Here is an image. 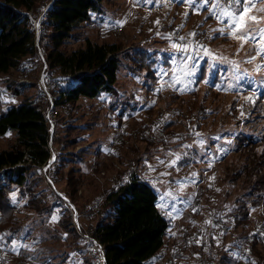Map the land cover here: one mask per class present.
<instances>
[{
	"label": "rangeland",
	"instance_id": "374dc122",
	"mask_svg": "<svg viewBox=\"0 0 264 264\" xmlns=\"http://www.w3.org/2000/svg\"><path fill=\"white\" fill-rule=\"evenodd\" d=\"M51 1L37 0L33 11L24 10L31 24ZM262 7L264 0H257L251 14L264 16L257 10ZM220 27L207 7L193 12L183 0H104L101 10L79 26L64 45L69 51L86 38L119 46L117 90L81 98L57 117L51 168L62 155L75 154L67 167L74 165L82 174L78 198L71 201L64 181L55 185L51 168L47 174L64 198L41 169V177L29 170L27 185L33 191L14 185L10 193L19 225L14 235L25 239L12 240L17 246L13 250L12 244V251L21 248L51 264H92L78 229L88 231L108 219L112 209L103 205L105 195L136 173L158 193L157 204L170 221L164 246L146 264H252L245 253L252 243L264 251V190L256 176L247 175L244 147L249 140L260 143L258 153L264 156V69L255 72L264 56L251 41L241 49L236 39L212 31ZM141 50L147 51V60L136 59ZM250 57L256 59L248 63ZM47 64L45 81L54 94L72 81L71 74ZM44 66L32 54L9 72L0 71V111L24 100L43 106ZM14 142V132L0 134V150ZM259 172H264V160ZM32 199L38 200L36 207ZM0 234V256L14 263L27 259L6 252V234Z\"/></svg>",
	"mask_w": 264,
	"mask_h": 264
},
{
	"label": "trees",
	"instance_id": "16d2710c",
	"mask_svg": "<svg viewBox=\"0 0 264 264\" xmlns=\"http://www.w3.org/2000/svg\"><path fill=\"white\" fill-rule=\"evenodd\" d=\"M36 1L0 0V71L2 73L9 72L22 59L34 54L31 21L25 11L30 10ZM103 1L54 0L49 10V19L45 27L47 61L52 69L61 70L66 75L71 74L68 79L72 80L60 87L65 93L66 101L60 100L59 104L69 102L72 105L81 98L93 99L103 94L116 93L120 68L118 56L120 48L117 44L99 43L86 38L81 47L71 51L64 47L75 35L79 26L90 20L93 13L101 10ZM136 53L138 55L136 59H148L147 51L141 50ZM204 73L205 65L202 67V74ZM38 107L37 102L24 100L18 105L0 111V134L5 135L12 131L15 135L14 144L0 150V169L16 164L27 154L32 158L31 165L16 169L18 173L16 180L10 179L7 184L0 183V230L6 234L2 246L6 252L18 253L17 255L23 258L33 256L21 248L18 249L19 252L10 248L13 244L12 240L21 242L25 240L14 235L19 225L16 205L11 202L10 193L14 185L18 188L29 186L27 189L33 191L31 188L33 186L27 185V173L32 169L41 177L40 166L47 161L51 153L48 125ZM58 134L55 131L56 142L61 141ZM65 141L69 143L67 137ZM259 145L260 143L249 140L244 147V155L248 163V177L256 176L255 183L260 190H264V172H259L264 156L263 153H258ZM74 156V153L62 155L50 170L55 185L61 181L66 183L65 193L72 202L78 198V187L82 181V174H77L80 172L74 165L67 167L68 161L70 162ZM94 169L96 172L100 170L97 167ZM158 197L154 188L136 173H133L123 185L107 192L103 205H109L112 209L110 217L88 228L89 234L105 245L107 264H146L148 259L162 249L170 221L159 208ZM36 201L38 200L32 199L29 203L36 207L37 203H34ZM241 204L240 210L244 205ZM66 207L70 221L72 214L69 207L67 205ZM257 245L253 242L251 252L245 253L251 256L252 264H264V251ZM88 255L90 258V254ZM46 261L52 263L49 259ZM63 262L65 260L59 263Z\"/></svg>",
	"mask_w": 264,
	"mask_h": 264
},
{
	"label": "built area",
	"instance_id": "2783aa9c",
	"mask_svg": "<svg viewBox=\"0 0 264 264\" xmlns=\"http://www.w3.org/2000/svg\"><path fill=\"white\" fill-rule=\"evenodd\" d=\"M54 0H52L46 10H44L40 16L38 17V20H32V24L30 26L31 30L33 31V48H34V54L36 56V59L39 62H44L45 63V69H43V73L41 75L42 80L44 81L43 84V106L41 107L39 105L38 110L41 111L42 115L44 116V119L48 125V130H49V147L51 149L50 156L47 159L46 162H44L40 168L43 172V175L47 182L54 187V184L47 174L48 170H50L52 163L55 161L56 156L53 149L51 148L52 144V134L54 131L55 126L57 125L55 121L57 120V117H59L63 110H67L68 107L70 106L69 102H64L63 104H59L58 102L60 100L66 101L65 93L62 92V90L59 88L54 94L51 93L50 91V85L49 81H47V75L48 73L46 72V69L48 68V64L45 58V50H46V42L47 38L45 36V27H46V22L49 19V10L52 8ZM29 11H33V7L30 8ZM26 15L29 16L25 12ZM41 17H43V20H39ZM30 18V16H29ZM43 67V68H44ZM46 78V81H45ZM59 153V152H58ZM30 164L32 163V158L27 154L22 160L17 162L14 165H9V166H4L3 168L0 169V180L4 181L5 184L11 179V180H16L17 178V171L16 169L19 167H24L25 164ZM130 177V176H129ZM53 190H56L54 187ZM57 191V190H56ZM57 193L62 196L63 194L58 192ZM66 199V198H65ZM73 219L75 223L77 222L78 225V216L76 215V212L73 210ZM76 225V227H77ZM78 229V227H77ZM78 233L81 235L83 240L85 241L86 245L89 248V254L91 258V263L92 264H107V258H106V247L105 245L99 241L97 238L91 236L87 230H81L80 228L78 229ZM0 264H51L48 262H45L44 260H40L39 258H33V257H28L25 260L18 261L16 263L11 262V260L7 256H0Z\"/></svg>",
	"mask_w": 264,
	"mask_h": 264
},
{
	"label": "snow or ice",
	"instance_id": "6c2138e0",
	"mask_svg": "<svg viewBox=\"0 0 264 264\" xmlns=\"http://www.w3.org/2000/svg\"><path fill=\"white\" fill-rule=\"evenodd\" d=\"M143 2L152 3L153 0H143ZM183 2L192 8L193 12L202 11L207 7L209 15L216 18L218 22L223 25V27L213 29L212 31L236 39L240 42L241 49L245 43L251 41L260 55L264 56V43H261V41H264V16L258 17L251 14V11L256 8L257 0H183ZM257 10L264 12V7ZM185 16H187V13H185ZM120 23L122 22L117 21V24ZM181 27H183V25ZM190 35H195V33H190ZM180 39L183 40L185 38L181 37ZM173 47L178 51H188V48L179 45H173ZM197 47L202 48L203 46L197 45ZM193 50H195V48H193ZM206 54L212 55V53L207 51ZM214 59L223 60L224 58L214 57ZM255 59V57H250L248 63H252ZM232 63L235 64V62ZM236 67L238 68L239 65H236ZM262 69H264V63L257 64L255 72L260 73ZM192 74L191 71L186 73V75ZM175 82L181 83L182 81L176 79ZM162 87L163 85H161V88ZM53 219H56V217H53ZM2 239L3 234H0V240ZM21 246L27 247L26 245ZM16 248L17 246L13 244V250H16Z\"/></svg>",
	"mask_w": 264,
	"mask_h": 264
}]
</instances>
